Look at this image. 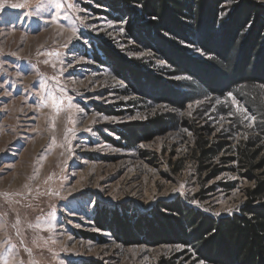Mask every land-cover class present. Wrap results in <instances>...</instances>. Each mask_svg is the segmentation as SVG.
I'll return each mask as SVG.
<instances>
[{"label": "rangeland", "instance_id": "1", "mask_svg": "<svg viewBox=\"0 0 264 264\" xmlns=\"http://www.w3.org/2000/svg\"><path fill=\"white\" fill-rule=\"evenodd\" d=\"M122 1L0 0V264H206L184 245H126L95 224L96 212L144 214L178 198L230 216L256 185L235 161L257 135L244 99L235 96L245 113L228 97L199 118L205 100L183 110L148 100L105 57L102 47L142 61L154 78L144 90L191 81L172 77L160 53L130 35ZM168 114L170 131L126 147L123 126ZM202 139L231 150L206 171L195 158Z\"/></svg>", "mask_w": 264, "mask_h": 264}, {"label": "trees", "instance_id": "2", "mask_svg": "<svg viewBox=\"0 0 264 264\" xmlns=\"http://www.w3.org/2000/svg\"><path fill=\"white\" fill-rule=\"evenodd\" d=\"M116 11L128 19L127 30L135 40L160 53L172 77L191 79L162 85V92L144 90L148 84L142 81L152 83L154 78L146 74L142 61L115 57L102 47L124 79L141 86L146 99L180 110L205 100L198 107L199 118L218 101L228 100L229 93L246 101L258 119L257 135L237 150L235 161L241 175L256 185L230 216H211L177 198L144 214L103 208L96 212L95 224L118 230L129 246L184 245L193 250L196 262L264 264V4L257 0H123ZM184 43L204 58L184 48ZM214 108L217 115L225 112L223 104ZM175 123L171 114L157 115L123 126L120 135L126 147L136 146L165 134ZM229 151L223 141L202 139L195 158L206 171L220 153ZM219 173L214 171V177Z\"/></svg>", "mask_w": 264, "mask_h": 264}, {"label": "snow or ice", "instance_id": "3", "mask_svg": "<svg viewBox=\"0 0 264 264\" xmlns=\"http://www.w3.org/2000/svg\"><path fill=\"white\" fill-rule=\"evenodd\" d=\"M13 7H20L21 5H12ZM229 97H231V101H232V103L234 104V105H236L237 106V111H239V112H242V113H245L246 112V109H243V108H241V107H239V101L236 99V97L235 96H233L231 93H229ZM246 119H248V120H253L254 118L253 117H251V116H247L246 115V117H245ZM251 126V125H250Z\"/></svg>", "mask_w": 264, "mask_h": 264}]
</instances>
